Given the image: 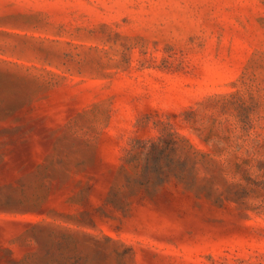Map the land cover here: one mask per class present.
Returning <instances> with one entry per match:
<instances>
[{
  "label": "rangeland",
  "instance_id": "obj_1",
  "mask_svg": "<svg viewBox=\"0 0 264 264\" xmlns=\"http://www.w3.org/2000/svg\"><path fill=\"white\" fill-rule=\"evenodd\" d=\"M0 264H264V0H0Z\"/></svg>",
  "mask_w": 264,
  "mask_h": 264
}]
</instances>
